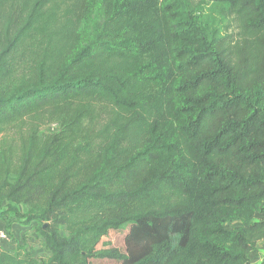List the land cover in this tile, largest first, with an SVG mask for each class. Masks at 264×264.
<instances>
[{
    "label": "trees",
    "instance_id": "obj_1",
    "mask_svg": "<svg viewBox=\"0 0 264 264\" xmlns=\"http://www.w3.org/2000/svg\"><path fill=\"white\" fill-rule=\"evenodd\" d=\"M209 1L229 5L234 32L205 34ZM2 138L0 218L33 224L50 255L23 238L0 264H251L264 0H22L0 28ZM128 225L125 251L98 248Z\"/></svg>",
    "mask_w": 264,
    "mask_h": 264
},
{
    "label": "rangeland",
    "instance_id": "obj_2",
    "mask_svg": "<svg viewBox=\"0 0 264 264\" xmlns=\"http://www.w3.org/2000/svg\"><path fill=\"white\" fill-rule=\"evenodd\" d=\"M21 2L22 0H15L13 3V7L7 6L4 7L2 10H0V28L2 26V23L4 22L6 16L12 12L13 9L19 10L21 8ZM229 5L227 3L223 2H215V1H209L203 4L200 12H199V17H200V22L203 31L208 37L212 36H220L225 34L226 32H234L235 29V22L233 21L232 16L229 14ZM15 12L14 14H16ZM33 58V49L31 50H22L21 52L18 53L16 56L14 62L16 63L17 70L19 71L18 73L21 74L25 67H28L30 65V62ZM60 129V124L54 123L45 128L46 131L48 132H57ZM4 135H10L14 136L13 131H10L9 133L6 132ZM3 140L0 139V143ZM27 207L24 205H21V210L23 212L27 211ZM0 221L1 218H0ZM5 227L12 229L14 227V224L11 226H8V224L5 222ZM8 226V227H7ZM33 226V227H32ZM30 227V231L27 230L24 235L25 239V244L29 247H31L34 252L39 255V256H49L50 252L49 250L45 247V244L40 240L36 234L32 233L34 231L35 227L32 224ZM229 229L233 227V225L227 226ZM130 230V225L125 226L121 229L118 230H111L107 236H104L98 245V248L102 247H115L118 248L122 251L126 250V236L129 233ZM172 238L175 243H177L178 240V235L172 234ZM32 240V241H31ZM93 264H120L117 261L113 260H94Z\"/></svg>",
    "mask_w": 264,
    "mask_h": 264
},
{
    "label": "crops",
    "instance_id": "obj_3",
    "mask_svg": "<svg viewBox=\"0 0 264 264\" xmlns=\"http://www.w3.org/2000/svg\"><path fill=\"white\" fill-rule=\"evenodd\" d=\"M5 222L0 221V227H5ZM235 226L240 225V222H234ZM30 225L14 224V227L11 229L12 240L22 241L27 230H31ZM33 227V226H32ZM32 233H34L32 231ZM35 234V233H34ZM32 241V240H31ZM251 264H264V240H261L257 243L255 249L249 255Z\"/></svg>",
    "mask_w": 264,
    "mask_h": 264
},
{
    "label": "built area",
    "instance_id": "obj_4",
    "mask_svg": "<svg viewBox=\"0 0 264 264\" xmlns=\"http://www.w3.org/2000/svg\"><path fill=\"white\" fill-rule=\"evenodd\" d=\"M17 243V240H12L11 231L6 227H0V249L14 250Z\"/></svg>",
    "mask_w": 264,
    "mask_h": 264
}]
</instances>
